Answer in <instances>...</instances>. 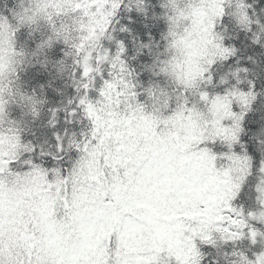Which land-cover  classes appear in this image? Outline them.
Wrapping results in <instances>:
<instances>
[{"label":"snow or ice","instance_id":"6c2138e0","mask_svg":"<svg viewBox=\"0 0 264 264\" xmlns=\"http://www.w3.org/2000/svg\"><path fill=\"white\" fill-rule=\"evenodd\" d=\"M0 264H264V0H0Z\"/></svg>","mask_w":264,"mask_h":264}]
</instances>
